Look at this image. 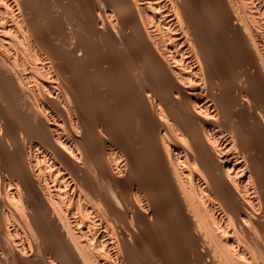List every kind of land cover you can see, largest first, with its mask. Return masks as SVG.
<instances>
[{
    "label": "bare ground",
    "instance_id": "1",
    "mask_svg": "<svg viewBox=\"0 0 264 264\" xmlns=\"http://www.w3.org/2000/svg\"><path fill=\"white\" fill-rule=\"evenodd\" d=\"M204 1L0 0V264H264V0Z\"/></svg>",
    "mask_w": 264,
    "mask_h": 264
},
{
    "label": "rangeland",
    "instance_id": "2",
    "mask_svg": "<svg viewBox=\"0 0 264 264\" xmlns=\"http://www.w3.org/2000/svg\"><path fill=\"white\" fill-rule=\"evenodd\" d=\"M201 1H203V2H201V4H202V6H201V4H200V2H199V6H200V8H204L205 6V8H207V5H206V3H205V1L204 0H201ZM204 3H205V5H204ZM204 5V6H203ZM204 8V9H205ZM208 9V8H207ZM207 9H205V10H203V9H201V10H203V11H207Z\"/></svg>",
    "mask_w": 264,
    "mask_h": 264
}]
</instances>
